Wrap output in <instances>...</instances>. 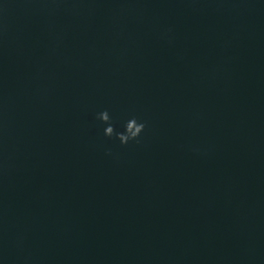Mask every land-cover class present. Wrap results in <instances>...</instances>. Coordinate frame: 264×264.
I'll return each mask as SVG.
<instances>
[{"label": "water", "instance_id": "1", "mask_svg": "<svg viewBox=\"0 0 264 264\" xmlns=\"http://www.w3.org/2000/svg\"><path fill=\"white\" fill-rule=\"evenodd\" d=\"M0 31V264H264V0H0Z\"/></svg>", "mask_w": 264, "mask_h": 264}, {"label": "clouds", "instance_id": "2", "mask_svg": "<svg viewBox=\"0 0 264 264\" xmlns=\"http://www.w3.org/2000/svg\"><path fill=\"white\" fill-rule=\"evenodd\" d=\"M6 11V9H4ZM171 29L168 30L170 32ZM4 33L0 31V39L3 38ZM167 35V33H165ZM97 119L102 121L106 127L104 128V134L107 137H115L120 140L122 144H128L129 142H137L139 143V138L141 137V133L146 128V122L140 120L138 117L133 116L128 119L124 124V131L117 132L116 126L112 122V116L110 112L105 109L101 112L97 113Z\"/></svg>", "mask_w": 264, "mask_h": 264}]
</instances>
